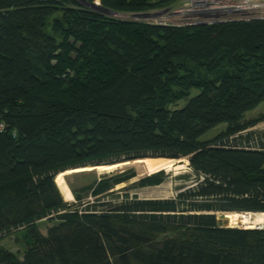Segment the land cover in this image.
I'll return each mask as SVG.
<instances>
[{
	"label": "trees",
	"instance_id": "1",
	"mask_svg": "<svg viewBox=\"0 0 264 264\" xmlns=\"http://www.w3.org/2000/svg\"><path fill=\"white\" fill-rule=\"evenodd\" d=\"M88 1L142 12L174 0ZM262 102L264 20L164 26L78 0H0V239L59 220L22 260L0 249V264H264V229L224 227L212 212H264V142L250 130L264 113L246 117ZM183 157L200 178L177 198L100 211L63 198V171L129 162L147 174ZM135 176L88 188L98 196Z\"/></svg>",
	"mask_w": 264,
	"mask_h": 264
},
{
	"label": "rangeland",
	"instance_id": "2",
	"mask_svg": "<svg viewBox=\"0 0 264 264\" xmlns=\"http://www.w3.org/2000/svg\"><path fill=\"white\" fill-rule=\"evenodd\" d=\"M82 5L88 7L92 10L98 11L107 16L113 17H122L124 15H128V13H136V12H121L115 11L113 15L107 14L99 9L91 7L90 5L78 0ZM88 1V0H87ZM90 2V1H89ZM178 1H173L171 4L175 5ZM95 3L100 4L99 1ZM170 5V6H172ZM160 9V8H153ZM143 12V11H142ZM138 13V12H137ZM49 32L52 33L50 29ZM75 58L76 53H73ZM197 94V91H193L192 96ZM188 99L179 100L177 102H173L169 104L171 109H178L187 103ZM264 113V102L258 105L255 109L247 112L246 117L248 119H253L258 117L260 114ZM226 128V124L218 125L215 128L210 129L206 132L201 139L209 140L214 138L219 132ZM250 130L257 133L258 136H262L263 139L261 141L264 142V121L259 122L256 126L252 127ZM255 145V144H253ZM146 159V158H141ZM174 165L170 169H160L158 171H165L167 178L158 185H147L141 186L139 181L149 176L146 174L144 169L141 166H128L119 169H115L112 171L106 172H98L92 171L81 174H73L68 175L66 177L67 182V191L71 197L70 201H67L63 194L64 200L70 203L72 208H80L84 209L88 204L99 203L98 211L107 209V206H104L103 203H108L112 205H120L128 199H133L137 197L138 199H173L177 198L178 194L181 191H184L190 187L196 186L199 183V176L196 175L193 167L191 166V160L189 157H183L180 159L174 160ZM129 163V162H127ZM150 165V164H149ZM150 167V166H149ZM125 168V169H124ZM150 169H153L150 167ZM130 170L135 171L136 176L131 178L129 181L123 182L108 192L95 196L93 194V189L88 188L90 185H93L101 180L113 178L117 175L127 174ZM151 172V174L156 173L155 169ZM150 174V175H151ZM59 188V187H58ZM60 190V189H59ZM79 196V197H78ZM200 201V200H199ZM223 208L217 211H212L217 215V219L220 220L223 224L222 226L228 227V222L225 220V214L228 212H240L233 210L229 205L223 204ZM231 209V210H229ZM206 212V211H205ZM243 213V212H242ZM59 224V220L56 218H46L39 220L34 226L21 228L18 230H14L10 233H6L1 236L0 239V249H3L7 253H10L16 256L19 260H22L28 250V248L35 242L36 235L40 234L42 236L48 235L49 229L57 226ZM237 229H244L242 226L236 227ZM256 229H264L256 228ZM163 236V235H162Z\"/></svg>",
	"mask_w": 264,
	"mask_h": 264
},
{
	"label": "built area",
	"instance_id": "3",
	"mask_svg": "<svg viewBox=\"0 0 264 264\" xmlns=\"http://www.w3.org/2000/svg\"><path fill=\"white\" fill-rule=\"evenodd\" d=\"M120 18L178 27L264 20V0H179L172 6Z\"/></svg>",
	"mask_w": 264,
	"mask_h": 264
},
{
	"label": "bare ground",
	"instance_id": "4",
	"mask_svg": "<svg viewBox=\"0 0 264 264\" xmlns=\"http://www.w3.org/2000/svg\"><path fill=\"white\" fill-rule=\"evenodd\" d=\"M141 159V158H140ZM147 162L148 160L145 159ZM135 163H127V162H119L115 164H109V165H98V166H83V167H77L70 170H66L65 172H61L60 175H58L59 179L64 183V185L67 187L66 177L68 175L73 174H81V173H87L92 171H98V172H106V171H112L115 169H121L123 167L128 166H135ZM149 165V162H148ZM174 163L167 164L163 166L160 169H170ZM150 166V165H149ZM151 167V166H150ZM125 169V168H124ZM158 170V168H156ZM151 173H148L150 175ZM74 176V175H73ZM225 220L228 222V227L235 228L242 226L245 229H256V228H262L264 227V212H251L249 214H245L242 212H228L225 214Z\"/></svg>",
	"mask_w": 264,
	"mask_h": 264
},
{
	"label": "water",
	"instance_id": "5",
	"mask_svg": "<svg viewBox=\"0 0 264 264\" xmlns=\"http://www.w3.org/2000/svg\"><path fill=\"white\" fill-rule=\"evenodd\" d=\"M81 1L84 2V3H86V4H88V5H90L91 7H94L96 9H99V10H101V11L107 13V14L113 15L115 13L114 10H111V9L106 8V7L100 6L99 4H97L95 2H89L87 0H81ZM243 213L245 215V214H249L251 212H243Z\"/></svg>",
	"mask_w": 264,
	"mask_h": 264
}]
</instances>
